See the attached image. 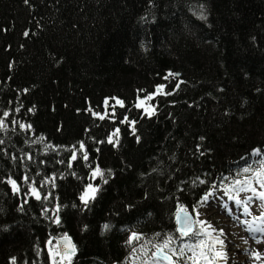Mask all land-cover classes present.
Here are the masks:
<instances>
[{
    "label": "trees",
    "instance_id": "1",
    "mask_svg": "<svg viewBox=\"0 0 264 264\" xmlns=\"http://www.w3.org/2000/svg\"><path fill=\"white\" fill-rule=\"evenodd\" d=\"M0 119V264H193L180 206L264 181V0H0Z\"/></svg>",
    "mask_w": 264,
    "mask_h": 264
},
{
    "label": "rangeland",
    "instance_id": "2",
    "mask_svg": "<svg viewBox=\"0 0 264 264\" xmlns=\"http://www.w3.org/2000/svg\"><path fill=\"white\" fill-rule=\"evenodd\" d=\"M256 158L260 159L259 156ZM252 188H255L257 192L264 191L260 180L255 182ZM238 189L233 194L224 191H213L210 196L208 195V200L203 202L195 214L194 221L206 222L203 227L211 225L209 229L211 237L203 232L200 223H194L198 234L195 232L190 238H185L181 241L185 249V256L192 262L193 257L203 250L208 254L209 259L212 258L214 251H223L225 253V258L216 259L214 264H255L254 261H251L252 258L254 260L251 253L260 241L254 239L255 233L258 231V225L260 229L264 230L261 227V223L257 222L258 218L264 217V201L254 196L251 191H239ZM244 215L246 216L243 217ZM221 231L223 235H221ZM216 237H220L224 244H214ZM201 241H204L206 245L203 249L197 247ZM259 244H261L263 249L261 255L264 258V238ZM165 252L168 255L172 253L168 249H165ZM237 255L239 259L232 261L231 259L237 257ZM230 257L232 258L230 259ZM154 262L166 264L156 260ZM199 264H207V261L200 258Z\"/></svg>",
    "mask_w": 264,
    "mask_h": 264
},
{
    "label": "snow or ice",
    "instance_id": "3",
    "mask_svg": "<svg viewBox=\"0 0 264 264\" xmlns=\"http://www.w3.org/2000/svg\"><path fill=\"white\" fill-rule=\"evenodd\" d=\"M202 19H205L206 17H201ZM25 35H28V33H25ZM169 76H174V75H178V74H173V73H169ZM167 79V77H165ZM177 87H179V85H177ZM155 94H163V86H160L156 89V93ZM167 94H171V93H167ZM153 99V95H149L146 97V99H141L139 101V103L136 105L137 108H143L146 115H148L149 117L152 115H155V108L151 105H147L146 106V100L150 101ZM105 105H108V101L105 100ZM116 104L120 105L121 107H123V101L121 100H116ZM7 115V113H5V116ZM94 115H97L96 113H94ZM100 119H104V116H100ZM125 122H129L133 125V132H135V127L134 121H127V118L125 117ZM7 126L4 123V120L0 119V129L6 128ZM21 127H25L23 125H21ZM27 128H31V125H27ZM119 134V129H116V131L113 133L112 137L108 138V143H116L118 144L119 141L117 140H113V137L118 136ZM0 143H3L2 140H0ZM80 148L84 149V145L83 143L80 144ZM30 158V157H29ZM82 158L84 160L88 159L87 153L86 151L82 152ZM77 156L74 153L71 156V160H76ZM250 171V169L245 168L244 172H248ZM264 175V173L262 172H257L256 176L260 177ZM101 177L103 178L104 173L103 171L97 167L93 172H92V177ZM25 182H27L28 177L25 176L24 177ZM55 177L52 178V182L54 183ZM9 183L12 185V189L14 192H19L20 188L17 184V182L15 180H10ZM104 183H107V180H104ZM201 183H203V181H201ZM242 183L246 184L247 187L245 188H239V191H251L253 193L254 196H257L261 201H264V191H259L257 192L255 188L251 187L250 181H240L237 180L235 181V185L239 186ZM261 187H264V181H261ZM98 188L94 187L92 184H89L87 186L86 191L80 196V200L84 203V204H88V202L92 199H95L96 193L98 192ZM31 195L33 197H35L36 200H41V193L39 192V190L35 187L31 188ZM209 196L211 195V193L208 194ZM47 197H45L46 199ZM249 199H251V197H249ZM208 200V196L204 197V201ZM59 212H60V206L57 205L55 210H54V216H55V223L59 224L60 223V217H59ZM176 215V221L178 224L181 225V227L178 228V231L180 232L181 236H188L190 233H192V225L194 223H200L203 229V232L208 234L209 237H211V233L209 232V229L211 228V225H208L207 227H203L204 224H206V222H200L199 220L193 221L191 214L188 212V209L185 208L184 206H180L179 210L177 211ZM198 215V214H197ZM261 220H264V217L258 218ZM105 229L108 228V225L104 226ZM213 231H215L213 229ZM221 235H223V232L221 231ZM138 239V237L134 234L132 237V240H136ZM61 241H62V245L61 242L58 241L55 245H53V241L49 240L48 244L52 245V247H50L49 249V253L51 255L52 258V264H72V257L76 254V246L75 244L72 243L71 238L69 236H67L66 234L61 237ZM171 243V238H169V240H166L165 243L163 245H159L157 246V252L154 253L155 256H159V254L161 252H163V249L168 248L169 244ZM214 244H220L223 245L224 241L222 239H220V237H216ZM205 242L201 241L199 245H197V247L203 249L205 247ZM214 248V245H213ZM181 254H183V250H180ZM251 255L256 259V260H260L262 258L261 253L259 252H252ZM57 257L59 259H57ZM164 259H167L171 262V257L165 255L163 257ZM200 258H203L205 261H207V264H214L216 259H224L225 258V253L223 251H214V254L212 256L211 259H209L208 254L205 253L203 250H201L199 252V254L197 256L193 257V264H199ZM13 264H15V261H13Z\"/></svg>",
    "mask_w": 264,
    "mask_h": 264
},
{
    "label": "bare ground",
    "instance_id": "4",
    "mask_svg": "<svg viewBox=\"0 0 264 264\" xmlns=\"http://www.w3.org/2000/svg\"><path fill=\"white\" fill-rule=\"evenodd\" d=\"M246 215H244L243 217H245ZM258 223H261V227H263L264 228V220H261V219H259L258 221H257ZM224 223V222H223ZM256 225H258V224H256ZM253 238V237H252ZM264 238V230H262V229H260V227H259V225H258V231L255 233V236H254V239H258V240H262ZM234 240V239H233ZM236 240V239H235ZM238 241V240H237ZM251 241H252V239H251ZM259 241V242H260ZM259 242L256 244V246L254 247V251L253 252H259V253H263V249L261 248V244H259ZM226 246V245H225ZM231 249V248H230ZM262 251V252H261ZM235 256V255H234ZM232 257H230V259H231ZM238 258V255H237V257H235V258H233V259H231L232 261H234V260H236ZM263 258V257H262ZM260 259V260H256L255 258H254V260H253V258H252V260L251 261H254L255 262V264H264V258L263 259ZM239 259V258H238ZM237 259V260H238Z\"/></svg>",
    "mask_w": 264,
    "mask_h": 264
},
{
    "label": "water",
    "instance_id": "5",
    "mask_svg": "<svg viewBox=\"0 0 264 264\" xmlns=\"http://www.w3.org/2000/svg\"><path fill=\"white\" fill-rule=\"evenodd\" d=\"M192 219H193V221H194V217H192ZM175 224H176V231H177V233L181 236L180 232L178 231V228L181 227V225L177 223V221H176V217H175ZM194 232H195V225L193 224V225H192V233H190L188 236H182V237H183L184 239H185V238H189L190 236H192V235L194 234ZM58 241H60V242H61V245H62L61 238L54 239V243H55V244H56ZM156 252H157V251H156ZM156 252H155V253H156ZM165 255H167V254L164 253V251H163V252H161V253L159 254V256H155V255H153V258H154V260H156V261H158V262L166 263V264H170L171 262H170L169 260L163 258ZM74 256H75V255H74ZM74 256H73V257H74ZM167 256H168V255H167ZM73 257H72V258H73ZM171 261H172V259H171Z\"/></svg>",
    "mask_w": 264,
    "mask_h": 264
}]
</instances>
